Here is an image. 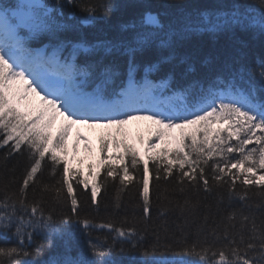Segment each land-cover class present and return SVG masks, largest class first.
Masks as SVG:
<instances>
[{
	"label": "snow or ice",
	"instance_id": "1",
	"mask_svg": "<svg viewBox=\"0 0 264 264\" xmlns=\"http://www.w3.org/2000/svg\"><path fill=\"white\" fill-rule=\"evenodd\" d=\"M258 3L259 9L234 4L194 10V14L178 9L167 24L161 19L167 12L145 11L138 20L119 26V38L91 42L83 35L84 26L95 27L99 20L108 19L118 7L113 0H55L54 5L46 0L0 2V147L9 146L5 164L16 153H27L29 161L19 178L3 185L0 240L15 239L16 243L0 246V264H35L31 258L44 250L43 244L31 248L36 234L44 236L48 248L55 247L59 236L65 248L64 255L45 264H115L117 246L121 253L141 252L139 264H264V216L236 209L209 223L210 215L205 214L196 227L195 239L189 241L190 217L201 202L194 203L185 195L181 203L168 196L166 188L159 192V182L172 178L175 169L181 194L188 188L211 193L214 186H227L230 199L247 201L255 190L261 198L255 207L264 208V61H258V73L242 63L239 67L226 64L215 75L188 80L196 69L188 57L181 56L179 64L186 65L181 79L187 83L175 81L171 72L159 83L149 78L175 58L178 42L191 35L234 34L237 30L264 34V0ZM65 4L78 5L82 15L72 13L65 19L61 12ZM72 33H79V39L70 38ZM40 44L43 46H33ZM153 48L169 50L172 55L143 65L145 76L137 80L138 57ZM113 53L126 57L127 82L119 93L112 85L120 75V65L116 60L105 63L102 58ZM60 118L63 122L54 132ZM132 121L155 126L147 142L139 138L141 145L147 144V159L128 142L124 126ZM75 125L106 130L100 136L99 164H90L87 176L83 169L70 166L68 141ZM81 140L85 151L94 152L88 137L77 133L73 154L79 151ZM46 157L52 176L59 169L56 184L42 179ZM93 167L106 168L105 180L119 181L121 191L135 181L143 210L139 220L125 217L117 225L112 218L96 223L94 218L81 216L77 187L88 190L91 184V202L99 205L100 173L93 172ZM134 172L140 174L138 181ZM153 180L157 181L162 222L156 242L142 246L137 225H147L151 219ZM17 183L19 188L9 191L11 184ZM44 194H50L57 205L70 201V213L55 216V209L46 207L49 201ZM204 207L211 209V205ZM175 210L183 222L176 224L179 236L173 244L167 242L166 213ZM73 229L89 237L97 229H107L105 240L109 242L90 243L86 250L91 251V257L73 259ZM113 232L115 236H110Z\"/></svg>",
	"mask_w": 264,
	"mask_h": 264
},
{
	"label": "trees",
	"instance_id": "2",
	"mask_svg": "<svg viewBox=\"0 0 264 264\" xmlns=\"http://www.w3.org/2000/svg\"><path fill=\"white\" fill-rule=\"evenodd\" d=\"M0 2H3V0H0ZM46 2L50 5L55 4V0H46ZM113 3L118 7L108 19L99 20L95 27L84 26L83 35L89 41L95 42L98 39L119 38L121 36L119 26L122 23L138 20L145 11H151L153 13L167 12L168 15L161 16L162 21L167 24L177 14L178 9H185L194 14V10L230 8L234 4L254 9L260 8L258 0H167V7H165V0H113ZM61 12L65 19H67L69 14L72 13H75L76 16L82 15L78 5L68 6L65 4L61 8ZM73 22L74 21H69V23ZM69 37L72 39H79V33L69 34ZM44 42H47L46 38ZM170 55H172V53H170L169 50H157L156 48H153L138 57L141 66L138 67L135 72L136 79L143 80L145 76L143 65L156 62L162 57H168ZM181 56L188 57L189 62L192 63L196 69L195 74L190 75L188 80L193 78L203 79L215 75L216 72L223 69L226 64H232L234 67H239V64L242 63L246 67L257 69L258 73L260 70L258 61H264V34L257 35L251 31L245 32L237 30L234 34H219L214 36L205 33L191 35L178 42L175 48V58L171 62L161 65V71L159 73L154 72L149 77L153 79L154 83H157L161 78L166 77L167 73L171 72L175 81L187 83V81L181 79V73L186 67V65L179 64V57ZM102 58L105 63H110L112 60H116L120 65V75L115 79L112 85V90L115 93H119L121 87H123L127 80L126 57H123L118 53H113L112 55L103 56ZM205 61H208V63L206 64ZM237 61H239V63H237ZM255 79L257 82L259 81L258 74ZM175 87L176 85L173 84L174 89ZM88 90L91 91V88ZM109 98H111V96ZM253 146L254 145H249V147ZM8 151L9 146L0 147V198H2L3 195V185L10 183L13 177L19 178L29 162L27 153H16L9 157L5 164L4 157ZM100 158L101 156L99 155L97 161L92 165H98ZM144 158L147 159V157ZM152 167L153 162L149 161V168L152 169ZM13 169L15 171H12ZM92 171H98L100 173L97 177V183L101 184L100 195L97 197L99 205L97 206L91 202V184H89L88 190H84L82 186L77 187L76 195L79 202L81 216L94 218L96 223H102L108 218H112L116 221L117 225H119L125 217H127L129 221H132L133 217H136L137 220H139L143 215V210L142 201L140 200L138 189L135 186V181L133 184L129 185L127 189L121 191L119 181H114L110 178L105 180L104 172L106 171V168L93 167ZM130 171L133 170L130 168ZM173 171L174 175L172 178L168 181L161 180L159 182V192L163 193L166 188L168 190L166 194L181 203L183 202L185 195L191 197L194 203L197 200L201 202V206L195 214L190 217V220L193 222L191 227L187 230L189 232L187 237L189 241L195 239L194 233L196 227L202 222L205 214L210 215L209 223H212L214 220L219 221L220 218L236 209H242L246 213H253L258 218L264 216V208L255 207L256 204L261 202V198L256 194L255 190L250 192V199L247 201L241 200L239 197H233L230 199L227 186L223 188H216L214 186L211 193H205L202 190L197 192L194 188H188L186 194H181L177 191L178 173L175 169ZM84 173L86 176L88 175L89 167ZM133 175L135 176L136 181L140 179L139 172H134ZM209 177H211V172H209ZM42 179L44 183L49 184H56L60 179L59 169H57L56 175L52 176V169L47 157L43 164ZM150 187L153 192L151 219L147 225L143 222H140L137 225L141 233V238L138 239V243L142 246L151 245L156 242L157 229L162 222V218L159 217L158 201L156 199L157 181L153 180ZM237 187H240L239 180L237 181ZM18 188V183L11 184L9 191H15ZM118 193L120 197L119 200H117ZM32 197L33 193L30 189L29 198L31 199ZM44 198L49 201V204L46 205L48 210L55 209V216L58 217L62 212L70 213V201L66 205H57L52 202L50 194H44ZM117 203H119V207H116ZM204 205H211V209L209 210V208L204 207ZM166 219L169 226L167 242L174 244L176 242V237L179 236V233L176 230V224L182 223L183 218L180 216L179 211L175 210L166 213ZM79 229L82 230L83 225H79ZM73 231L75 233V239L73 240L70 252V256L73 259L91 257V251L86 250L90 243L99 242L103 244L109 242L108 240H105V237L109 236L107 229H97L93 232L91 237L83 231H75L74 229ZM173 233H175V236ZM159 234L161 235V239L164 240L165 234L162 232ZM110 236H115V233H111ZM208 238L209 240L213 239L211 236ZM34 240L35 243L31 245V248H34L37 244L44 245L42 254L31 258L35 261V264H45V262L52 258H59L65 254V248L62 239L59 236L55 238V247L53 248L47 247L45 238L41 234H36ZM15 243V239H9L7 241L0 240V246L6 244L12 245ZM124 247L129 249L130 245L125 244ZM141 258V252L125 251L121 253L119 251V246H117L113 256L115 264H139Z\"/></svg>",
	"mask_w": 264,
	"mask_h": 264
},
{
	"label": "rangeland",
	"instance_id": "3",
	"mask_svg": "<svg viewBox=\"0 0 264 264\" xmlns=\"http://www.w3.org/2000/svg\"><path fill=\"white\" fill-rule=\"evenodd\" d=\"M63 122L62 118L58 119L54 130L57 131ZM125 130L128 135V142L130 144H134L139 150L142 157H147L145 155V149L147 144L141 145L139 138L142 136L144 137L145 141H148V138L151 132L154 130L155 126L151 125L148 121H132L129 124L125 125ZM105 129H90L85 125H75L72 128L71 135L69 136V159H70V166L74 169H83L85 172L89 165L94 164L100 153H99V143H100V136L104 133ZM77 133H80L84 136L88 137L90 144L92 145L94 152H87L85 151L83 140L80 141L79 151L74 153L72 152V146L76 143ZM154 138V137H153ZM115 151V149H113ZM159 151V149H157ZM74 155V159L72 158Z\"/></svg>",
	"mask_w": 264,
	"mask_h": 264
}]
</instances>
